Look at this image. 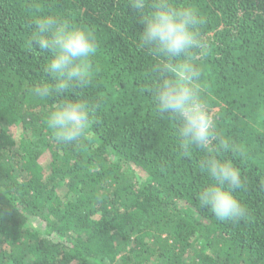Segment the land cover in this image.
Masks as SVG:
<instances>
[{"label":"trees","instance_id":"1","mask_svg":"<svg viewBox=\"0 0 264 264\" xmlns=\"http://www.w3.org/2000/svg\"><path fill=\"white\" fill-rule=\"evenodd\" d=\"M195 9L203 47L177 62L197 83L221 138L211 153L179 147L177 122L157 113L130 0H0V264H264V0H171ZM42 16L96 38L90 80L41 99L50 56L33 42ZM86 100L84 137L59 143L47 116ZM209 155L239 168L245 216L218 221L198 193Z\"/></svg>","mask_w":264,"mask_h":264},{"label":"clouds","instance_id":"2","mask_svg":"<svg viewBox=\"0 0 264 264\" xmlns=\"http://www.w3.org/2000/svg\"><path fill=\"white\" fill-rule=\"evenodd\" d=\"M139 14L142 31L140 47L158 58L151 71V99L161 116L177 122L180 149L223 152L230 148L221 138L216 123L197 83L200 73L191 63L177 61L190 57L203 47L197 28L204 23L191 7L174 6L171 0H130ZM33 42L41 53H49L44 73L51 84L42 83L34 94L45 99L61 96L73 85L86 86L90 80L89 58L97 51L96 38L67 20L42 16L33 22ZM91 125V109L83 99H61L47 116V126L55 140L63 144L78 142ZM201 169L211 182L198 193L201 207L209 209L218 221H238L245 208L235 193L246 187L245 178L233 163L209 155Z\"/></svg>","mask_w":264,"mask_h":264}]
</instances>
